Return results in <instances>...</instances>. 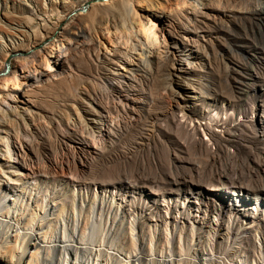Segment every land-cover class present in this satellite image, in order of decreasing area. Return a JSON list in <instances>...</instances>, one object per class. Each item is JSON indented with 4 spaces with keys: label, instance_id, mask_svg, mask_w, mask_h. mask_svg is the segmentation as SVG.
I'll list each match as a JSON object with an SVG mask.
<instances>
[{
    "label": "rangeland",
    "instance_id": "obj_1",
    "mask_svg": "<svg viewBox=\"0 0 264 264\" xmlns=\"http://www.w3.org/2000/svg\"><path fill=\"white\" fill-rule=\"evenodd\" d=\"M240 4L181 2L150 68L123 40L79 49L73 77L19 103L0 133V217L23 228L13 250L27 230L72 245L61 264L84 250L90 264H264V13ZM34 251L44 261L31 247L23 264Z\"/></svg>",
    "mask_w": 264,
    "mask_h": 264
},
{
    "label": "bare ground",
    "instance_id": "obj_2",
    "mask_svg": "<svg viewBox=\"0 0 264 264\" xmlns=\"http://www.w3.org/2000/svg\"><path fill=\"white\" fill-rule=\"evenodd\" d=\"M138 1L6 0L0 3V21L9 29V32L0 34V133L6 130L12 117L20 115L19 103L27 107L23 111H30L29 101H26L29 93L36 92L47 82L61 80L65 75L73 77L72 72L70 73L73 69L67 71L65 65L76 50L88 53L94 51L99 55L102 52L110 54L115 45L121 44L123 40L125 49L130 53H137L140 63L150 68L151 57H165L162 55L166 52H160L164 43L162 38L165 37L160 28L169 21L167 14L173 13L174 7L177 9L181 2L183 5L189 2L195 4L197 9L205 3V0H179L174 6L176 2L173 4V0H141L154 11L151 15L147 7V13L138 10ZM240 3L252 5L246 8V12L251 15L264 13V0H240ZM9 17L19 20L9 21ZM93 140L97 141L94 131ZM85 144L82 142L79 152L89 154ZM10 145L8 141L6 146L10 148ZM11 158L13 159V154L10 152L9 161ZM14 220L10 218L5 221L0 217V264H7L1 258L8 250L9 264H23L31 247L33 250H41L47 256H43L44 261L41 262L39 253L34 251L36 256L31 257L29 264H61V255L71 251L72 245L66 244L67 241L62 238L56 236L55 240L48 242L50 244L42 245L41 242L46 241H41L40 233L27 230L22 233V246L18 251L13 250L9 239L13 232L17 233V238L20 229H23ZM18 239L20 238H17L16 243ZM51 252L52 257L49 256ZM86 252L84 250L82 257L71 264H90V259L85 257ZM133 257L140 261L138 255ZM174 263L175 260L171 258L164 260V264Z\"/></svg>",
    "mask_w": 264,
    "mask_h": 264
}]
</instances>
